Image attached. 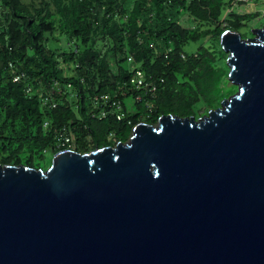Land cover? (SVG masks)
Returning <instances> with one entry per match:
<instances>
[{
    "label": "water",
    "instance_id": "obj_1",
    "mask_svg": "<svg viewBox=\"0 0 264 264\" xmlns=\"http://www.w3.org/2000/svg\"><path fill=\"white\" fill-rule=\"evenodd\" d=\"M227 30L237 92L128 142L0 165V264H264V27Z\"/></svg>",
    "mask_w": 264,
    "mask_h": 264
},
{
    "label": "trees",
    "instance_id": "obj_2",
    "mask_svg": "<svg viewBox=\"0 0 264 264\" xmlns=\"http://www.w3.org/2000/svg\"><path fill=\"white\" fill-rule=\"evenodd\" d=\"M254 2L243 13L238 0H0V165L47 170V154L115 147L139 123L219 108L237 92L221 36L253 37L241 30L264 18V0ZM136 71L151 91L132 83ZM55 82L64 94L52 109L43 99ZM101 94L120 97L122 120L115 107L98 116ZM63 130L72 145L58 146Z\"/></svg>",
    "mask_w": 264,
    "mask_h": 264
},
{
    "label": "built area",
    "instance_id": "obj_3",
    "mask_svg": "<svg viewBox=\"0 0 264 264\" xmlns=\"http://www.w3.org/2000/svg\"><path fill=\"white\" fill-rule=\"evenodd\" d=\"M250 0H238V3H247ZM226 26V25H225ZM224 26V27H225ZM129 61H131V59H129ZM21 80V77H16L15 78V82H19ZM132 83L136 85V87L138 89H148L149 91H151V85L146 83L145 79H144V75L141 71H136V76L134 77V79L132 80ZM71 85L69 84L67 86V89H71ZM26 92L28 94H31L32 90L30 88H28L26 90ZM54 93H57L59 95H63L64 91L63 89L60 87V85L58 84V82H55L53 85V89L52 92L48 93V95L46 97H44L43 99V105L45 107H50L52 109L57 108L58 103L55 101L54 99ZM138 100H140V98H138ZM92 103L95 106V108H100L102 109L101 113L98 116H101V118H105L107 116L106 110L104 108H102L103 106H108V107H115L118 111L117 114V119L118 120H122L124 118V114L121 112L123 110V103L122 100L120 99V97L117 95L116 98H112L110 95L108 94H101V95H96L93 97L92 99ZM49 124L45 123V127H48ZM59 147H62L64 145H72V142L74 140L73 137H70L67 135V133L65 132V130H63V132L59 133ZM68 150H72V149H68ZM73 151V150H72Z\"/></svg>",
    "mask_w": 264,
    "mask_h": 264
},
{
    "label": "rangeland",
    "instance_id": "obj_4",
    "mask_svg": "<svg viewBox=\"0 0 264 264\" xmlns=\"http://www.w3.org/2000/svg\"><path fill=\"white\" fill-rule=\"evenodd\" d=\"M258 6L255 4L254 0H250L249 2L247 3H244L242 5H239L237 6L238 10L240 12H243V13H248V12H253ZM225 26V25H224ZM264 27V18H259L253 22H250L248 24H246V26H244L241 30V33L242 34H251V32L253 30H258V29H262ZM252 36H249V38H251ZM64 45V44H63ZM198 47V44H192V45H189L186 50L187 52H192V51H195V49ZM232 84V83H231ZM234 85V84H233ZM127 103L130 102V100H126ZM199 119V118H198ZM158 125V124H157ZM156 125V126H157ZM47 159L48 160H52L53 156L51 154H47L46 155Z\"/></svg>",
    "mask_w": 264,
    "mask_h": 264
}]
</instances>
